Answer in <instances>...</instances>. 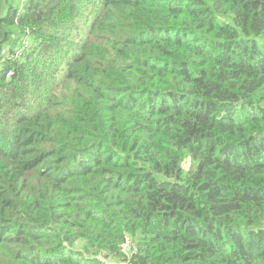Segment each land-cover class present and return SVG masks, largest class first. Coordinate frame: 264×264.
I'll use <instances>...</instances> for the list:
<instances>
[{
	"label": "trees",
	"instance_id": "trees-1",
	"mask_svg": "<svg viewBox=\"0 0 264 264\" xmlns=\"http://www.w3.org/2000/svg\"><path fill=\"white\" fill-rule=\"evenodd\" d=\"M0 0V264H264V0Z\"/></svg>",
	"mask_w": 264,
	"mask_h": 264
},
{
	"label": "rangeland",
	"instance_id": "rangeland-1",
	"mask_svg": "<svg viewBox=\"0 0 264 264\" xmlns=\"http://www.w3.org/2000/svg\"><path fill=\"white\" fill-rule=\"evenodd\" d=\"M24 0H19V4H22V2H23ZM109 264H112V262H108ZM118 264H120V263H118Z\"/></svg>",
	"mask_w": 264,
	"mask_h": 264
}]
</instances>
